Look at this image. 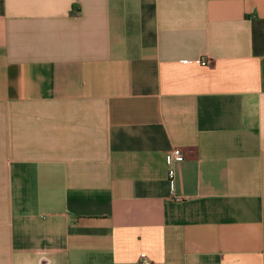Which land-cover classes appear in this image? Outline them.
<instances>
[{"label": "crops", "instance_id": "crops-1", "mask_svg": "<svg viewBox=\"0 0 264 264\" xmlns=\"http://www.w3.org/2000/svg\"><path fill=\"white\" fill-rule=\"evenodd\" d=\"M142 256L264 264V0H0V264Z\"/></svg>", "mask_w": 264, "mask_h": 264}, {"label": "built area", "instance_id": "built-area-1", "mask_svg": "<svg viewBox=\"0 0 264 264\" xmlns=\"http://www.w3.org/2000/svg\"><path fill=\"white\" fill-rule=\"evenodd\" d=\"M184 155L179 147L173 146L166 151V163L168 166V180L169 185L173 187L174 177V163L183 160ZM138 264H149V261L145 257H140Z\"/></svg>", "mask_w": 264, "mask_h": 264}]
</instances>
